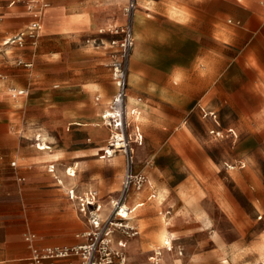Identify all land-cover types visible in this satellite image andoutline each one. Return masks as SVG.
Here are the masks:
<instances>
[{
  "label": "crops",
  "instance_id": "obj_1",
  "mask_svg": "<svg viewBox=\"0 0 264 264\" xmlns=\"http://www.w3.org/2000/svg\"><path fill=\"white\" fill-rule=\"evenodd\" d=\"M45 1L48 6L39 16L41 25L36 41H25L23 46L30 47L31 51L26 49L15 55L16 59L31 61L28 71L31 121L34 124L32 131L41 135L58 127L65 126L67 130L72 124L74 135H101L94 127L107 109V100L95 99L100 97L99 82L80 80L75 100L65 99L64 91L52 89L54 84L63 88L67 83L57 68L61 65V51H53L51 47L81 36L99 38V33L105 29L123 25L126 22L124 8L127 0ZM25 2L0 0L2 45L32 20V13L24 6ZM131 23L134 43L126 77L129 94L125 108L126 119L134 117L133 120H138L135 131L139 137L141 134L159 135L158 139H162L166 135L168 147L179 155L172 142L184 141L195 148L197 144L191 136L198 135L195 127L199 122L204 129L209 126V133H215L214 136L237 135L233 127H223L225 115L239 117L238 123L250 125L253 132L264 135V89L259 87L260 83H264V0H136ZM3 54L0 53V61L6 57ZM23 69L18 67L13 70L25 75ZM87 72L96 74L99 70L90 69ZM108 90L107 97L113 93V86ZM27 96L28 91L15 98L0 92V135L6 133L8 115L15 113L20 104L28 102L25 99ZM226 129L227 132H224ZM238 131L242 132L240 128ZM133 134L134 130L129 133ZM39 135L36 140L40 141L34 145L35 152L40 155L36 165L45 169L48 163L61 160L62 155L59 151H52L45 138H39ZM43 143L45 149L40 147ZM105 147L79 149L82 152L78 162L79 191L100 189L105 182L97 172L87 174V161L81 158L96 155L105 158L104 152H99ZM68 154L74 156L70 151ZM225 165L233 171L234 166ZM242 166H245L244 162ZM76 167L73 164L53 174L50 172L54 169H48L43 174L46 183L56 179L58 184L55 187L36 186L30 195L38 208L33 212L34 218L52 220L57 228L70 233L77 231L74 214L80 220L75 205L67 196ZM179 168L186 173V180L192 178L194 172L201 171L187 160H181ZM62 174L68 175V179ZM186 180L180 185L184 190ZM258 189L256 184L254 196L259 194ZM25 191L19 186L20 194ZM140 196V193L132 192L127 196L128 204L132 205ZM150 206L158 205L151 201ZM202 213L210 219L209 214ZM228 223L236 229L239 237L247 226L246 219L241 218L229 219ZM31 225L35 226L34 223ZM73 240L69 238L52 243L35 239L32 244L44 248L53 244H74L81 239ZM165 250L166 246L160 252ZM29 254L28 243L25 249H5L0 255V264H29L23 260ZM252 255L257 256L256 251H241L233 263L228 258V264H242V261H247L246 257ZM186 256L187 253L182 259L173 261L183 264ZM162 258L160 253L157 264ZM249 263L254 264L252 260ZM165 264L169 263L165 260Z\"/></svg>",
  "mask_w": 264,
  "mask_h": 264
},
{
  "label": "rangeland",
  "instance_id": "obj_2",
  "mask_svg": "<svg viewBox=\"0 0 264 264\" xmlns=\"http://www.w3.org/2000/svg\"><path fill=\"white\" fill-rule=\"evenodd\" d=\"M28 3L29 0H26L24 6L26 7ZM123 25L105 29L99 33V38L81 36L69 43L52 46L53 51H61L59 54L61 65L57 68L62 74L61 78L67 83L63 88L59 84H54L52 89L64 91L65 99L73 101L80 87L78 81L97 80L101 92L100 97L95 99L107 100L106 108H109L113 96L117 93L113 77L114 63L121 61L122 65L126 66L128 61L127 57L124 59L120 56L119 42L124 37L121 30ZM26 29L27 26L24 25L19 32ZM29 40L26 39L27 43ZM14 46L0 43V53L6 56L0 61V92L10 95L23 89L25 93L28 91V96L25 97L28 102L20 104L15 113L8 115L6 133L0 135V255L5 249H25L28 243L25 239L30 234L34 235V240L52 243L67 241L69 238L81 239L77 235L81 236L86 228V222L80 214V220L74 214L78 225L77 231L73 233L57 228L52 220L34 218L33 212L38 208L30 196L33 194V188L55 187L58 184L56 179L46 183L43 178L49 165L54 166V171L50 172L52 174L58 169L64 171L67 166L77 165L75 176L68 187L74 189L78 196L87 191L96 192L102 204L103 214L110 210V201L119 194L126 167V155L123 150L113 152L111 157L99 158L97 155L81 157L87 161L85 170L87 174L97 172L105 182L101 183L100 189L79 191L78 162L79 154L82 153L79 149L87 147L97 150L107 146L112 129L100 118V122L94 128L101 135H74L72 124L67 130L64 126L53 128L41 135L33 132L34 124L31 121L32 109L29 102L30 67L17 64L15 56L26 49L31 51V48ZM18 67L24 68L22 72L25 75H22L21 71L13 70ZM90 69H98L99 72L90 74L87 72ZM111 86L114 91L107 97L108 88ZM259 87L264 89V83H260ZM126 88L124 102L128 100L129 94L127 83ZM224 117L223 127H233L237 135L214 136L215 133L214 135L209 133V126L204 129L199 122L195 127L198 135L191 136L195 140L194 144H197L195 148L184 141L172 142L179 155L174 154L168 147L166 135L162 139H158L159 135L141 134L139 137L135 131L138 120L128 117L129 124L125 127L124 140L128 143V151L131 152L133 170L143 173L146 177V182L140 190L129 193H140V199L135 202H144L132 213L133 218L129 223L138 233L130 237L116 234V238L120 237L127 241L125 255L129 261L153 264V260H156L153 249L159 244L154 241L158 234L155 235V232L165 228L172 235L173 259L169 253L163 251V258L158 264H165V260L169 264H175L173 260L182 259L185 253L188 256L183 260V264H228V258H231L233 263L241 251L257 253V256L246 257L247 261H242V264H250L251 260L254 264H264V135L253 132L250 125L238 123L239 117L235 115ZM238 128L242 132L238 131ZM132 130L134 134L129 135ZM224 132H227V129ZM38 135L39 138H45L52 151H59L62 155L61 160L48 163L45 169L36 165L40 160V155L34 150V145L40 141L36 140ZM68 151L74 153V156L69 155ZM181 160L189 161L201 171L194 172L193 177L186 180V173L179 168ZM11 162H15V165H11ZM243 162L245 166H242ZM225 163L234 166L233 171L228 170ZM184 180L186 190L180 187ZM256 184L260 192L254 196ZM19 186L26 190L23 195L19 192ZM162 191L161 204L151 207V201L157 205V196ZM128 200L127 197V203ZM72 210L74 211L73 208ZM202 212L209 214L210 219ZM239 218L246 219L247 225L241 237L228 223L229 219ZM82 226L84 227L80 228ZM54 246L61 245L53 244L48 247ZM29 256L23 260L29 263Z\"/></svg>",
  "mask_w": 264,
  "mask_h": 264
},
{
  "label": "built area",
  "instance_id": "obj_3",
  "mask_svg": "<svg viewBox=\"0 0 264 264\" xmlns=\"http://www.w3.org/2000/svg\"><path fill=\"white\" fill-rule=\"evenodd\" d=\"M47 6L48 3L45 0H29L27 9L32 13V20L25 31H20L13 37L8 38L6 43L14 44L20 48L24 46L27 38L35 43L41 25L39 16ZM135 7L136 0H127L124 8L126 22L121 29L124 37L119 42L120 56L124 57V59L128 58V61L126 66L122 65L121 61H116L113 68L117 93L113 96L109 109L114 110L118 107L119 112L109 117L108 122L105 116L102 117L105 124L112 129L110 135L119 133L120 135H126L127 119L121 108H123L125 103L124 97L127 89L126 70L128 71L129 56L133 46L131 18ZM16 61L17 64H22L24 67L31 66V61L22 59H16ZM16 93L17 95H22L25 90L19 89ZM132 114H134L133 111ZM113 132L115 133L113 134ZM114 139H116V136L114 138L110 136L107 146H115L116 144L112 145ZM124 139L118 141L123 144L119 148L126 155V167L119 194L114 200L110 201V210L103 214L102 204L96 192L87 191L85 194L78 196L75 194L74 189H70L68 197L75 200L77 212L86 222V228L80 236L81 240L74 244L54 246L44 252L35 251L34 255L29 258V264H138L134 261H129L125 255L127 241L120 237L116 238L117 233L126 237H130L131 234L132 236L137 234V230L134 227H127L126 225V221L129 220L127 214L131 212V208L126 207L125 203H127L126 200L129 193L134 190H140L146 182V177L143 173L133 170L131 152L128 151V143ZM103 152L107 155L110 154L106 149ZM11 165H15V162H11ZM49 168L50 171L54 169L53 165Z\"/></svg>",
  "mask_w": 264,
  "mask_h": 264
},
{
  "label": "bare ground",
  "instance_id": "obj_4",
  "mask_svg": "<svg viewBox=\"0 0 264 264\" xmlns=\"http://www.w3.org/2000/svg\"><path fill=\"white\" fill-rule=\"evenodd\" d=\"M132 39H133V43H134V38H133V33H132ZM133 47V46H132ZM10 97H12V98H15V97H17V96H19V95H17V93H11L10 95H9ZM121 109H123L122 110V112H124L125 113V115L127 116V113H126V108H125V103H124V105H123V108H121ZM117 112H119V108L118 107H116L114 110H111V109H109V108H107V109H105L104 111H103V113H102V115H101V119H102V117L103 116H105L106 117V121L108 122V118L109 117H111V116H113V115H115V113H117ZM127 125H128V122H127ZM115 132H113V134H114ZM43 136V135H42ZM114 136H116V139H114L113 141V143H112V145L113 144H116L115 146H106L105 147V149L110 153L109 155H107L106 153H104V157H111V156H113V154L116 152V151H119V150H122V149H120L119 147H121L123 144L120 142V141H118V140H120V139H124V135H120V133L119 134H117V135H112V138H114ZM38 139V138H37ZM117 140V141H116ZM40 147H42V149H45V143H43L42 144V146H40ZM39 147V148H40ZM112 148H118V150L116 149H112ZM52 150V149H51ZM43 152V151H42ZM114 152V153H113ZM46 153V152H45ZM50 167H52V166H50ZM50 169V168H49ZM69 190L70 189H68V191H67V196H69L68 194H69ZM162 196H163V191L162 192H159V194H158V196H157V199H156V204L157 205H160L161 204V201L163 200V199H161L162 198ZM68 199L70 200V202L73 204V205H75V200L74 199H71V198H69L68 197ZM138 200V199H137ZM112 201V200H111ZM208 203V202H207ZM140 204H142V203H140V202H134V203H132V205H130V204H128V203H125V206L126 207H128V208H131V212L130 213H128L127 215H128V219L129 220H127L126 221V225H127V227H132L131 225H129V223H130V220L133 218V216H132V213L140 206ZM210 207V206H209ZM74 208H75V206H74ZM140 208V207H139ZM75 210H76V212H77V209L75 208ZM136 212V211H135ZM131 236H132V234H131ZM77 237H79V238H81L80 237V235H77ZM154 241H157V242H159V244H158V249L157 248H154L153 250L155 251V253L157 254L155 257H156V260H155V264H157V262L156 261H158L159 260V257H160V253L163 255V251H161L160 252V249H162L164 246H166L167 247V250H165L164 252H167V253H169V255H170V257H172V253H173V242H172V235H171V233L168 231V230H166L165 228H161L160 229V231L158 232V234L154 237ZM25 240H27V242H28V247H29V249H30V256H29V258L30 257H32L33 255H34V252L35 251H37V252H44V251H46L47 249H51L52 247H44V248H37V247H35L33 244H32V242L34 241V235H32V234H30V235H28V236H26V239ZM188 256V255H187ZM186 256V257H187Z\"/></svg>",
  "mask_w": 264,
  "mask_h": 264
}]
</instances>
